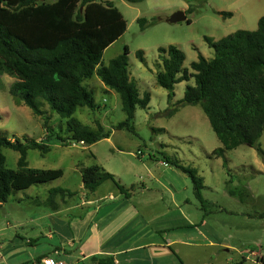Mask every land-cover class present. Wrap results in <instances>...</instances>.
Listing matches in <instances>:
<instances>
[{
  "label": "rangeland",
  "instance_id": "374dc122",
  "mask_svg": "<svg viewBox=\"0 0 264 264\" xmlns=\"http://www.w3.org/2000/svg\"><path fill=\"white\" fill-rule=\"evenodd\" d=\"M111 1L124 14L128 27L105 49L102 61L108 64L128 46L130 76L142 95L145 91L150 92V103L146 108L137 107L132 130L117 128L116 125L126 119L120 95L109 87H103L97 75L84 80L83 84L92 91L98 106L95 109L78 107L74 115L92 128L96 127L98 120L112 131L110 137L93 144L73 140L71 133L66 131V120L44 104L43 108L50 116L49 125L66 140L64 143H52L46 153L37 148L28 149V165L35 168H62L64 175L56 181L36 183L30 190L13 191L7 204L0 206V227H6V235L0 230V243L18 238L16 233L33 237L36 241L34 244H25V250L9 260L13 263L25 262L57 243L56 239L41 235V231L46 233L47 222H37L38 226L34 228L29 222L21 227L14 222L15 214L26 218L34 213L27 194L42 195L53 186L74 191L83 183L82 175L76 168L93 164L118 169L126 180L132 177L133 170L127 169L131 165L138 167V173L148 172L142 167V162L156 172L177 168L166 161V157H169L197 168L204 177L203 195L214 200L211 203L204 199L202 203L198 199V204L201 203L203 212L219 231L231 234V241L243 251L242 254L225 252L220 247H214L213 252L217 251L214 264H223V260L226 264H258L257 261L264 257V158L256 147L241 144L225 151L227 165H224V156L213 155V150L223 147V143L200 106L180 105L170 113L176 102L183 98L187 85L195 83L194 77L176 83L175 95L169 101L168 90L157 82L156 75L162 62L159 47L177 45L185 54L183 67L192 71L191 63L200 54L207 58L214 56L207 36L218 40L238 29H256L258 19L264 16V0ZM79 8L83 10L84 7L79 5ZM178 10H183L191 22L187 19L167 21ZM222 12H232V15H223ZM139 17L148 19L144 28L137 20ZM140 49L144 52V60L137 54ZM15 80L9 74L0 75V134L22 141L26 137L38 141L45 139V119L10 93L9 88ZM260 142L264 148V132ZM2 150L7 166L17 169L20 152L10 147H3ZM162 160L168 164H161ZM227 188L239 191L243 199L226 193ZM19 197H23L21 204L18 203ZM236 224L239 229L235 228ZM8 233L12 236L9 237ZM252 250L256 253L252 254ZM50 256L54 257L53 254ZM64 261L72 264L68 258Z\"/></svg>",
  "mask_w": 264,
  "mask_h": 264
},
{
  "label": "trees",
  "instance_id": "16d2710c",
  "mask_svg": "<svg viewBox=\"0 0 264 264\" xmlns=\"http://www.w3.org/2000/svg\"><path fill=\"white\" fill-rule=\"evenodd\" d=\"M222 14L232 15V12ZM137 20L142 28L148 24L146 17ZM127 27L124 14L111 0H0V75L16 78L9 88L10 93L41 115L47 130L45 139L40 141L27 137L24 141L10 139L0 134V202H6L13 191L49 182L64 174L62 168L28 165V149L37 148L46 153L52 143L66 140L49 125L50 116L44 104L66 120V131L71 133L73 140L93 144L110 137L112 131L100 121L97 120L96 127L92 128L74 115L78 107L95 109L98 106L92 91L83 84L84 80L97 75L107 87L115 90L126 113V119L116 127L134 128L136 109L148 107L151 94L145 91L142 95L130 76L129 47L125 46L124 52L108 64L102 61L105 49ZM206 40L214 49V56L207 58L200 54L191 63L192 71L183 67L185 54L177 45L159 47L162 62L158 64L160 70L156 78L168 90L169 101L175 95L176 83L190 77L195 79L194 84L187 85L183 98L170 113L180 105L200 106L223 143L213 154L224 156V165H227L225 151L241 144L256 147L264 158L260 142L264 132V16L258 19L254 30L238 29L218 40L208 36ZM137 54L144 60L143 50H138ZM3 147L20 152L17 169L7 166ZM166 161L189 175L196 196L203 203L204 178L197 168L169 157ZM81 172L88 190L112 179L121 191H128L100 164L82 167ZM229 192L243 199L239 191L230 188ZM75 193L54 187L49 190L47 202L56 208L58 195L64 198ZM43 257L45 255L37 258V262L41 263ZM100 260L104 264H114L113 257Z\"/></svg>",
  "mask_w": 264,
  "mask_h": 264
},
{
  "label": "crops",
  "instance_id": "0c3cea01",
  "mask_svg": "<svg viewBox=\"0 0 264 264\" xmlns=\"http://www.w3.org/2000/svg\"><path fill=\"white\" fill-rule=\"evenodd\" d=\"M99 81L107 88L100 78ZM160 163L168 164L163 160ZM142 165L148 172L138 173V167L131 165L127 168L133 170L128 180L121 177L118 169L102 165L128 189L126 193L112 179L104 180L94 190L85 188L82 179L74 195L56 197V208L47 202L49 190L55 186L47 188L42 195L27 194L34 213L26 218L15 214L14 222L19 227L29 222L32 228L38 226L37 222H47L46 233L41 231V235L56 239L57 243L25 262L41 264L37 258L41 255L53 257L50 256L53 254L57 259L72 260V264H104L100 259L107 257H113L114 264H214L217 252H213L214 247L242 254L231 241L232 235L219 231L207 218L186 172L177 166L176 170L156 172L145 162ZM81 168L76 170L82 175ZM225 191L230 193L228 188ZM202 196L207 199L203 191ZM22 199L18 198L19 204ZM7 201L0 202V206ZM209 201L214 203V200ZM235 228L240 227L236 224ZM0 230L4 233L6 227ZM16 236L18 238L0 243V264H23L9 259L24 251L25 244L36 243L33 237L21 233ZM222 263L227 262L223 260Z\"/></svg>",
  "mask_w": 264,
  "mask_h": 264
},
{
  "label": "built area",
  "instance_id": "2783aa9c",
  "mask_svg": "<svg viewBox=\"0 0 264 264\" xmlns=\"http://www.w3.org/2000/svg\"><path fill=\"white\" fill-rule=\"evenodd\" d=\"M81 143H84V141H81ZM258 264H264V257L262 256L258 261ZM41 264H66V262L62 259H57L54 257H45L41 260Z\"/></svg>",
  "mask_w": 264,
  "mask_h": 264
},
{
  "label": "water",
  "instance_id": "95a60500",
  "mask_svg": "<svg viewBox=\"0 0 264 264\" xmlns=\"http://www.w3.org/2000/svg\"><path fill=\"white\" fill-rule=\"evenodd\" d=\"M186 19H187V16H186L185 12L183 10H178V11L174 12L173 14H171L167 18V21L177 22V21H182V20H186ZM86 144H89V142H86Z\"/></svg>",
  "mask_w": 264,
  "mask_h": 264
}]
</instances>
